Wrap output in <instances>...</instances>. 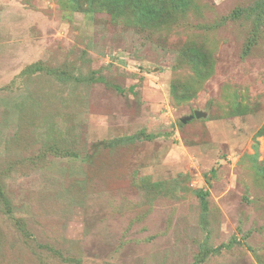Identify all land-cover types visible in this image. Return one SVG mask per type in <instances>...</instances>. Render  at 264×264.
I'll return each instance as SVG.
<instances>
[{"label": "rangeland", "instance_id": "374dc122", "mask_svg": "<svg viewBox=\"0 0 264 264\" xmlns=\"http://www.w3.org/2000/svg\"><path fill=\"white\" fill-rule=\"evenodd\" d=\"M138 8L0 0V264H264V0Z\"/></svg>", "mask_w": 264, "mask_h": 264}, {"label": "trees", "instance_id": "16d2710c", "mask_svg": "<svg viewBox=\"0 0 264 264\" xmlns=\"http://www.w3.org/2000/svg\"><path fill=\"white\" fill-rule=\"evenodd\" d=\"M136 4H138L139 8L138 11L140 13H143L147 17H152V16H157L162 9H163V3L164 0H133ZM261 5L257 4L256 8H260ZM237 14V13H236ZM43 63L39 62L36 64H33L24 71V73L31 71L33 73L39 72V71H44ZM93 80V79H92ZM96 81V79H94ZM144 133L142 132L141 134L133 135V136H127L126 138L123 139V141H136L139 140L140 137H142ZM58 154V153H55ZM59 156H67L68 153H63V154H58ZM198 196L201 202V206L204 211L208 210V196L209 192L200 190L198 191ZM0 209L2 212H4L7 215H12V206L11 203L6 195V193L3 190V187L0 186ZM15 223L21 230H23V222L22 220H16Z\"/></svg>", "mask_w": 264, "mask_h": 264}, {"label": "water", "instance_id": "95a60500", "mask_svg": "<svg viewBox=\"0 0 264 264\" xmlns=\"http://www.w3.org/2000/svg\"><path fill=\"white\" fill-rule=\"evenodd\" d=\"M195 114H197V117H198L199 114L198 113H195ZM184 122H186V120H184Z\"/></svg>", "mask_w": 264, "mask_h": 264}]
</instances>
